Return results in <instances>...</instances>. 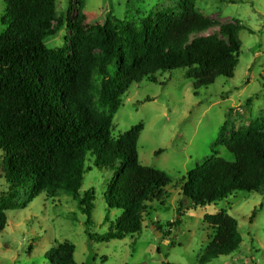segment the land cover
I'll return each mask as SVG.
<instances>
[{"label":"trees","instance_id":"1","mask_svg":"<svg viewBox=\"0 0 264 264\" xmlns=\"http://www.w3.org/2000/svg\"><path fill=\"white\" fill-rule=\"evenodd\" d=\"M3 1L1 177L14 192L25 188L33 196L45 193L54 197L60 192L71 196L86 216L90 241L141 233L147 204L163 194L170 179L164 171L140 163L137 142L142 123L119 137L112 136V121L122 105V95L143 79L162 83L157 73L179 68L186 69L196 96L216 77L232 78L241 50L238 31L244 26L239 20L216 23L195 7L194 0H179L175 9L159 13L156 23L144 21L126 41L109 19L97 23V36H86L81 34L86 17H78L79 13L72 17L69 1L63 20L75 35L63 47L49 48L45 39L53 33L49 23L55 17V0ZM214 27L217 30L202 34ZM110 66L114 67L112 73ZM222 144L233 160L214 154L188 170L181 186L188 208L214 204L238 192H264V132L234 131ZM90 157L96 166L113 174L104 194L105 220L111 210L121 211L102 234L89 232L94 191L80 193ZM14 199L11 195L0 201V233L7 225V211L19 207ZM204 221L212 232L197 264L238 249L242 237L234 217L221 211L204 215ZM173 224L178 226L180 219ZM74 252L73 243L57 242L44 258L50 264H78Z\"/></svg>","mask_w":264,"mask_h":264},{"label":"rangeland","instance_id":"2","mask_svg":"<svg viewBox=\"0 0 264 264\" xmlns=\"http://www.w3.org/2000/svg\"><path fill=\"white\" fill-rule=\"evenodd\" d=\"M69 1L72 17L78 13V17H86L81 34L97 36V23L109 19L123 41L134 36L144 21L156 23L159 13L173 10L179 3V0H55V17L49 23L53 33L45 39L49 48L63 47L75 35L63 20ZM194 3L216 23L239 20L244 26L238 31L239 62L232 78L216 77L213 84L201 87L197 96L193 94L191 80L185 76V68L157 73L162 83L146 79L133 83L122 95V105L112 121V136L119 137L142 123L137 142L139 161L164 171L170 179L163 194L147 204L141 233L106 242L90 241L86 216L71 196L63 192L54 197L45 193L33 196L25 188L16 192L10 188L1 177L4 152L0 150V201L14 195L19 204L7 211V225L0 233V264H50L44 258L45 252L64 241L75 245L78 264L166 261L197 264L212 232L204 215L221 211L236 219L242 241L235 251L206 264H264V192H238L195 209L188 208L181 196L188 170L214 154L234 159L222 144L231 132L251 129L264 132V0H194ZM4 11L5 3L0 0V32ZM215 30L217 27L202 34ZM109 71L112 73L114 67L110 66ZM99 80L97 77L96 82ZM86 165L90 169L84 174L80 193L94 191L89 232L102 234L121 213L113 209L108 214L109 220H105L104 194L113 174L96 166L92 157ZM254 209L256 214L250 219ZM177 218L180 224L175 226ZM167 231L169 235H165Z\"/></svg>","mask_w":264,"mask_h":264},{"label":"water","instance_id":"3","mask_svg":"<svg viewBox=\"0 0 264 264\" xmlns=\"http://www.w3.org/2000/svg\"><path fill=\"white\" fill-rule=\"evenodd\" d=\"M158 232V231H157Z\"/></svg>","mask_w":264,"mask_h":264}]
</instances>
